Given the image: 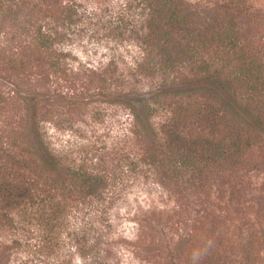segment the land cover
Returning <instances> with one entry per match:
<instances>
[{"label": "trees", "instance_id": "trees-1", "mask_svg": "<svg viewBox=\"0 0 264 264\" xmlns=\"http://www.w3.org/2000/svg\"><path fill=\"white\" fill-rule=\"evenodd\" d=\"M7 1H0V26L13 25L15 33L20 11L30 16L17 33L54 67H60V54L68 60L72 52L65 44L89 31L93 18H111L104 30L117 49L107 53L114 65L126 62L132 134H162L144 142L138 156L155 171L219 177L264 144V48L250 36V23L245 28L239 21L234 1L66 0L45 10L34 4L15 9ZM23 98L30 103L31 127L0 144V246L15 255L33 231L34 256L14 264H56L48 256L65 242L88 253L91 225L74 230L70 217L76 212L82 218L88 209L93 214L94 206V214L105 217L110 176L103 161L66 164L63 149L50 146L37 99L29 93ZM156 112L161 122H153Z\"/></svg>", "mask_w": 264, "mask_h": 264}, {"label": "rangeland", "instance_id": "rangeland-1", "mask_svg": "<svg viewBox=\"0 0 264 264\" xmlns=\"http://www.w3.org/2000/svg\"><path fill=\"white\" fill-rule=\"evenodd\" d=\"M65 1L7 2L15 9L28 10L26 7L34 4L45 10ZM198 1L205 5L234 1L240 9L239 21L245 28L250 23V36L264 48V0ZM29 17L20 11L15 33L13 25L0 26V91L4 94L0 99V144L7 146L15 131L18 135L31 127L30 103L23 98L29 93L37 99L38 119L50 146L63 149L68 156L65 163L73 160L87 166L92 159L103 161L102 167L110 176L105 217L94 214L97 206L92 207L93 214L88 209L82 218L76 212L70 217L74 230L83 222L91 225L88 253L80 252L74 241H69L57 245L48 261L264 264V144L219 177L193 178L190 171L192 176L183 175L182 170L175 174L160 168L155 171L138 156L144 142L151 144L162 134L156 129L132 134V117L124 100L129 89L122 69L126 62L121 58L114 65L107 53L117 49L116 41L104 30L111 18H93L89 31L65 44L72 52L68 60L60 54V67H54L45 54L29 44V37L17 33ZM95 29H100L99 33ZM107 39L111 43H106ZM162 119L157 112L152 117L153 122ZM29 237L25 249L15 255L11 248L0 246V264L33 257L38 238L33 231Z\"/></svg>", "mask_w": 264, "mask_h": 264}]
</instances>
